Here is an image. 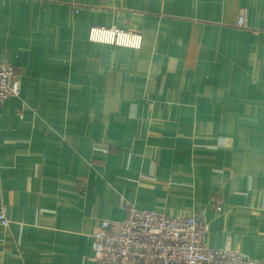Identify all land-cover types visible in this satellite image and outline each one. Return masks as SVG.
<instances>
[{"label": "crops", "instance_id": "obj_1", "mask_svg": "<svg viewBox=\"0 0 264 264\" xmlns=\"http://www.w3.org/2000/svg\"><path fill=\"white\" fill-rule=\"evenodd\" d=\"M0 62V264H86L121 198L264 263V0H0Z\"/></svg>", "mask_w": 264, "mask_h": 264}, {"label": "built area", "instance_id": "obj_2", "mask_svg": "<svg viewBox=\"0 0 264 264\" xmlns=\"http://www.w3.org/2000/svg\"><path fill=\"white\" fill-rule=\"evenodd\" d=\"M238 26H246L242 10ZM90 42L141 49L143 36L117 27L92 26ZM16 68L0 62V105L17 96ZM126 216L100 219L93 233L92 255L86 264H264L245 257L231 245L213 248L206 242L209 224L203 216L180 213L167 216L155 209H140L121 198ZM220 210V206L217 208ZM0 223L8 227L7 210L0 205ZM89 261V262H88Z\"/></svg>", "mask_w": 264, "mask_h": 264}]
</instances>
